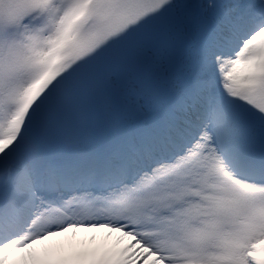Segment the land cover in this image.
Wrapping results in <instances>:
<instances>
[{
  "label": "snow or ice",
  "instance_id": "snow-or-ice-1",
  "mask_svg": "<svg viewBox=\"0 0 264 264\" xmlns=\"http://www.w3.org/2000/svg\"><path fill=\"white\" fill-rule=\"evenodd\" d=\"M0 264H264V0H0Z\"/></svg>",
  "mask_w": 264,
  "mask_h": 264
},
{
  "label": "clouds",
  "instance_id": "clouds-1",
  "mask_svg": "<svg viewBox=\"0 0 264 264\" xmlns=\"http://www.w3.org/2000/svg\"><path fill=\"white\" fill-rule=\"evenodd\" d=\"M69 231H71V230H69ZM81 231H82V230H81ZM47 239H48V238H45V241H38V242H36L37 246H41V245H43L44 243H46Z\"/></svg>",
  "mask_w": 264,
  "mask_h": 264
},
{
  "label": "bare ground",
  "instance_id": "bare-ground-1",
  "mask_svg": "<svg viewBox=\"0 0 264 264\" xmlns=\"http://www.w3.org/2000/svg\"><path fill=\"white\" fill-rule=\"evenodd\" d=\"M85 234L84 233H80V236L82 237V236H84ZM88 235H90V234H88Z\"/></svg>",
  "mask_w": 264,
  "mask_h": 264
}]
</instances>
